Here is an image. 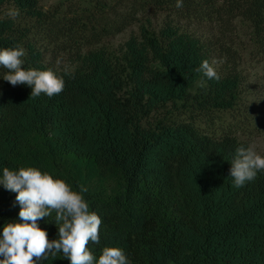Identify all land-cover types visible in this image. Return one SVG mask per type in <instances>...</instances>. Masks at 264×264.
<instances>
[{"label":"trees","instance_id":"trees-1","mask_svg":"<svg viewBox=\"0 0 264 264\" xmlns=\"http://www.w3.org/2000/svg\"><path fill=\"white\" fill-rule=\"evenodd\" d=\"M129 4L110 12L105 0H94L59 16L40 0H0V12L7 5L20 12L0 16V50L19 45L25 70L52 69L65 80L51 98L0 83V177L5 167L31 166L74 190L84 185L89 210L102 220L100 244H89L95 260L115 246L129 264H264V172L239 189L230 177L236 149L248 144L231 128L217 137L193 121L143 124L169 103L201 114L235 109L236 69L218 72L219 81L196 71L204 60L211 65L212 50L182 24H217L226 33L244 19L264 52V0ZM132 26L137 34L118 51L97 47ZM43 40L53 53L69 55L74 70L65 75L46 62ZM1 188L0 232L19 217L12 191ZM55 217L53 210L37 222L50 241L58 239ZM40 264L70 261L58 253Z\"/></svg>","mask_w":264,"mask_h":264},{"label":"clouds","instance_id":"clouds-1","mask_svg":"<svg viewBox=\"0 0 264 264\" xmlns=\"http://www.w3.org/2000/svg\"><path fill=\"white\" fill-rule=\"evenodd\" d=\"M176 7H183V0H176ZM6 15L16 19L20 12L10 8ZM23 47L0 50V66L7 69L3 79L12 86L27 85L32 91L30 97L41 94L49 98L60 94L65 88V80L52 69L25 70L22 67ZM215 63V62H213ZM208 79L220 80V75L208 60L202 61L196 69ZM65 75L68 70L65 69ZM230 177L233 187L239 189L253 181L258 172H264V156L250 145L236 149L231 161ZM0 185L17 193L16 201L21 205L19 221L6 223L0 232V264H40L49 255L55 257L62 253L70 264H129L124 251L115 246L102 249L95 260L89 250L90 242L100 244L99 230L102 220L98 214L89 210L83 193L88 189L80 185L79 191L64 179L54 178L48 172L36 167H21L18 171L3 169ZM56 212L55 224L58 226V239L49 240L46 230L38 225V220Z\"/></svg>","mask_w":264,"mask_h":264},{"label":"rangeland","instance_id":"rangeland-1","mask_svg":"<svg viewBox=\"0 0 264 264\" xmlns=\"http://www.w3.org/2000/svg\"><path fill=\"white\" fill-rule=\"evenodd\" d=\"M93 1L40 0V5L45 11H52L63 16L64 14L69 15L70 7L75 9L79 6H91ZM105 1L110 5V12H115V7L130 5V0ZM10 8L15 7L13 5L5 6L0 12V16L6 17ZM121 10L124 11L123 8ZM164 18V16L159 17L158 23H161ZM182 25H184V29L192 31L208 44L212 50L211 65L217 72L224 73L236 69L241 78L238 103L234 110L210 111L207 114L193 113L191 110L185 111L180 103L177 105L169 103L152 111L149 116L143 119V124L153 126L161 121H193L202 130L217 137L222 136L228 128H231L239 140L246 142L248 146H254L258 154L264 155V52L257 45L251 24L244 19L237 18L233 20L226 33H223L217 24L193 23L185 26L183 22ZM137 32L138 27L132 26L121 34L104 39L103 44L97 45V47L105 46L112 51H118L120 46ZM32 36L34 37V35ZM42 43H45L44 46L48 48V51L46 47L43 48L46 62L53 64L60 70H74L75 65L69 55L65 53L55 54L47 42L43 40ZM4 76V73L0 71V83L4 84ZM197 89L198 87H195L192 92L195 93ZM128 90L123 91L122 95ZM3 194L0 185V202ZM16 195L17 193L12 192L8 194V198L12 204L17 206L19 214L21 205L16 201Z\"/></svg>","mask_w":264,"mask_h":264}]
</instances>
